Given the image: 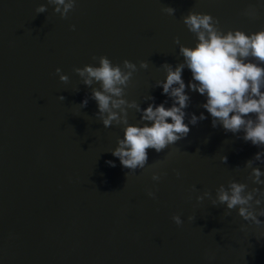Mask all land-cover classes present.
Segmentation results:
<instances>
[{"label": "water", "instance_id": "95a60500", "mask_svg": "<svg viewBox=\"0 0 264 264\" xmlns=\"http://www.w3.org/2000/svg\"><path fill=\"white\" fill-rule=\"evenodd\" d=\"M41 4L46 11L36 14ZM53 7L0 0V264H264V223L211 204L229 181L260 187L245 167L260 149L242 133L212 128L192 91L185 111L207 118L160 153L147 149L145 167L128 172L111 155L123 126L103 127L90 98L80 107L91 88L74 72L98 66L100 56L128 60L137 71L124 98L144 108L151 95L159 104L167 99L153 87L164 78L160 65L183 59L174 39L195 43L183 23L189 11L211 15L222 32L247 34L264 30V0H75L64 18ZM182 79L187 92V69ZM127 119L142 124L134 109Z\"/></svg>", "mask_w": 264, "mask_h": 264}, {"label": "clouds", "instance_id": "9594fccd", "mask_svg": "<svg viewBox=\"0 0 264 264\" xmlns=\"http://www.w3.org/2000/svg\"><path fill=\"white\" fill-rule=\"evenodd\" d=\"M47 3L54 6V13L64 18L73 9L75 0H47ZM45 11L44 4L35 9L36 14ZM162 11L171 16L175 9L164 7ZM245 14L253 13L246 11ZM183 23L194 34L195 43L193 47H187L174 39L173 43L179 45L182 62L175 67L168 63L160 65L164 78L156 81L153 87L161 89V95L167 98L165 101L156 104L155 98L148 95L145 100L149 103L144 108L135 101H127L124 89L137 71L136 64L124 60L122 66L116 65L107 57L100 56L98 66L85 65L74 69L82 84L91 88L90 97L83 99L80 107H85L90 98L96 103L94 115L103 127L123 126V136L117 139L111 155L128 172L145 167L147 149L160 153L187 137L190 125L195 126L207 118L204 112L211 118L212 128L219 125L226 133H242L239 139L260 149L245 163V167L250 168L248 179L251 184L260 187L249 189L245 183L229 181L227 186L222 184L216 189L211 204H222L229 211L235 208L243 221L259 226L264 223L258 219L264 217V207H261L264 204V171L254 165H264V30L247 34L241 30L222 32L211 15L192 11L183 17ZM139 67L145 69L148 65L142 61ZM185 69L191 73L187 92L182 79ZM56 73L61 82H67L68 77L61 74L59 68ZM94 84L98 87H92ZM192 91L204 98L200 104L204 112L199 115L185 111L190 103L188 92ZM58 99L63 101L64 96L60 95ZM129 109L139 113L140 126L128 123ZM220 159L225 163L227 157L221 156ZM105 163L110 167L116 166L112 160ZM151 179L158 181L160 175L153 173ZM147 195L154 198L152 191ZM208 196L209 193L204 192L196 199L200 201ZM171 219L177 226L182 223L178 215Z\"/></svg>", "mask_w": 264, "mask_h": 264}]
</instances>
